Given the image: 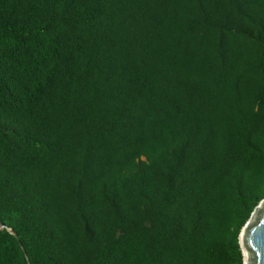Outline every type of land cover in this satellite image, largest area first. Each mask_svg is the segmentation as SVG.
<instances>
[{
	"label": "trees",
	"instance_id": "1",
	"mask_svg": "<svg viewBox=\"0 0 264 264\" xmlns=\"http://www.w3.org/2000/svg\"><path fill=\"white\" fill-rule=\"evenodd\" d=\"M264 199V0H0V264H243Z\"/></svg>",
	"mask_w": 264,
	"mask_h": 264
},
{
	"label": "water",
	"instance_id": "2",
	"mask_svg": "<svg viewBox=\"0 0 264 264\" xmlns=\"http://www.w3.org/2000/svg\"><path fill=\"white\" fill-rule=\"evenodd\" d=\"M254 214L257 215V218L255 222H252L251 218ZM251 218L242 228L239 235V242L244 257L243 264H245L244 248L249 253L248 264H264V199L255 208ZM4 228H7L11 233L14 234L13 229L11 227H7L5 224L1 225L0 231H2ZM21 247L23 248L28 264H31L22 243Z\"/></svg>",
	"mask_w": 264,
	"mask_h": 264
},
{
	"label": "bare ground",
	"instance_id": "3",
	"mask_svg": "<svg viewBox=\"0 0 264 264\" xmlns=\"http://www.w3.org/2000/svg\"><path fill=\"white\" fill-rule=\"evenodd\" d=\"M244 252H245V264H248L249 261V253L248 251L244 248Z\"/></svg>",
	"mask_w": 264,
	"mask_h": 264
},
{
	"label": "rangeland",
	"instance_id": "4",
	"mask_svg": "<svg viewBox=\"0 0 264 264\" xmlns=\"http://www.w3.org/2000/svg\"><path fill=\"white\" fill-rule=\"evenodd\" d=\"M256 218H257V215L254 214L253 217L251 218L252 222H255L256 221Z\"/></svg>",
	"mask_w": 264,
	"mask_h": 264
}]
</instances>
